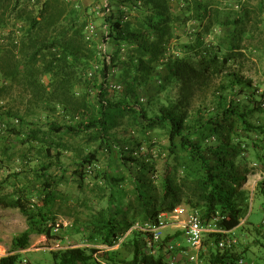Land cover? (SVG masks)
<instances>
[{"label":"trees","instance_id":"1","mask_svg":"<svg viewBox=\"0 0 264 264\" xmlns=\"http://www.w3.org/2000/svg\"><path fill=\"white\" fill-rule=\"evenodd\" d=\"M116 2L117 9L105 14L108 30L102 38L113 52L109 60H101L96 42L86 37L88 16H83L68 0H0V95H8L17 88L30 103L28 110L18 111L16 117L20 125L29 127L27 132L14 125L6 131L7 135H24L21 141L31 144L28 151L36 149L38 153H33L40 161L30 166L31 155L27 152L22 157L39 182L36 190L27 185L17 188L14 196L1 199L7 206L18 208L28 222L27 229L14 238L15 247H27L34 233L62 239L61 232L69 228L59 221L61 216L73 218L72 227L86 236L85 241L95 243L50 250L52 264H164V254L149 253L150 234L140 228H133L120 244L131 246L130 256L121 257L120 246L101 248L97 244L113 247L135 224L158 222L162 213L172 212L183 203L198 210L205 224L217 217L218 228L233 231L241 226L247 210L245 203L252 197L251 189L242 188L248 176L258 172L252 163L261 162L264 173V125L254 124L248 118L258 107L240 112L234 100L224 101V95H220L212 114L207 117L200 108L196 117L189 120V94L183 93L178 100L170 99L159 113L149 115L138 92L154 78L160 66L166 70L162 76L164 87L181 84L182 89L190 90L201 79L224 73L235 77L233 87L242 83L240 71L247 48L244 39L250 33L251 19L246 0L239 11L228 9L223 0ZM123 7L136 10L135 14ZM258 8L262 14L264 0L259 1ZM13 21H20L19 29H12L17 24ZM190 22L197 26L188 31V42L182 43V27ZM258 22L260 19H256L255 26H259ZM221 25L229 28L226 39L208 42V34ZM7 28L10 30L4 31ZM173 47L182 54L170 53ZM123 49L127 50L128 59L123 60L122 85L117 92L111 85V76L123 58ZM99 61L101 66L93 70L92 76L93 87L97 89L93 98L88 72ZM78 84H83L86 90L77 92ZM255 94L256 90L251 95ZM36 108L46 113L60 109L73 120H49L44 131L29 121ZM15 114L8 112L9 116ZM126 115L138 122L143 134L156 128L167 132L168 149L174 160L166 161L159 180L154 162L141 154L142 142L137 140L128 142L121 152L124 164L130 169L132 165L137 168L128 178L112 175L108 169L98 171L99 152L111 148V143L117 140L112 130ZM238 120L242 123L240 131L236 128ZM254 133L258 140H254ZM65 137L84 138L88 147L95 144L87 152L77 148L80 158L73 174L78 177L79 189H84L88 167L96 164L94 171L110 188L108 192L98 182L95 186L100 188V200L107 199V205L98 208L92 204L93 200L87 199L75 202L60 188L68 171L62 162L63 153L73 147L64 141ZM177 139L189 152L186 164H182L176 150ZM251 143L257 150L254 157L248 154ZM2 153L5 155L2 162L12 160L15 155L8 145L3 146ZM10 177L8 174L6 180ZM259 183L264 196V178ZM82 204L87 212L79 209ZM211 233L207 264H240L244 257L243 251L236 249L237 244L225 250L219 247V240L229 234ZM171 239L167 234L165 240ZM22 255L21 251H13L0 256V264L23 263L26 259Z\"/></svg>","mask_w":264,"mask_h":264},{"label":"rangeland","instance_id":"2","mask_svg":"<svg viewBox=\"0 0 264 264\" xmlns=\"http://www.w3.org/2000/svg\"><path fill=\"white\" fill-rule=\"evenodd\" d=\"M68 1L78 8L83 16H88V24L92 22L96 26V35L90 40L96 42L99 50L98 56L103 60L106 58V55L108 56L113 52L112 46H109L108 44L105 45L102 42L103 35L108 30V25L105 23V14L116 10L118 3L116 0ZM259 1L261 0H246L249 6L251 19L248 24L250 33L244 39V44H246L247 48L244 51L246 58L242 60V68L240 71L243 78L242 83H237L233 87L231 82L235 77L232 74L224 73L222 75L208 76L205 79H201V82L192 86L190 90L187 89L188 92L181 88V84H171L164 87V78L162 76L166 73V70L162 66L157 67L154 73V78L145 83L138 91L140 101L149 115L159 113L163 104L168 103L170 99L178 100L179 98H182L184 95L183 93H185L186 95L189 94L187 95L189 96L187 106L190 114L189 120L196 117V112L200 108L204 110L205 116L208 117L214 112V106L217 105L219 96L224 95L223 100H226L227 102L231 99L234 100V106L240 112L245 109L252 110L254 107H258V110L251 113L248 118L254 124L264 125V106H262V103H264V12L260 14L258 8ZM97 4L103 6L101 13L93 11L94 6ZM106 4L108 5L106 6ZM223 4L225 5V3ZM224 5L222 6L225 8ZM119 6L122 7L121 4ZM128 11L133 15L136 10H132V8L128 7ZM225 18L226 17H224V19ZM256 19H260V22H258L259 26H255ZM14 23L17 24H15V26L13 25L12 29H19L20 21H13V24ZM196 26L197 24L194 22H190L186 26H183L180 42H188V31ZM8 30H10V28L4 29V31ZM228 32L229 28L224 25L218 26L212 30L211 34H208L207 40L208 42L222 41L226 39ZM85 33L87 37L86 28ZM170 53H177L180 55L182 54V51L173 47L171 48ZM127 54V50L123 49V58L118 62V66L112 72L111 83L114 85H122L120 81V73L123 66V60L126 62L128 59ZM97 66L98 68L101 66L100 61L94 62V64H92L93 68L90 70L97 71ZM96 75H99L98 72ZM89 79L91 80L92 86L90 94L94 98L97 90L93 87L95 81L92 77ZM248 81H251V85H248ZM241 89L244 90L242 93H239ZM76 90L77 92L82 93L86 90V87L83 84H78ZM116 90L117 92H120L121 89L117 87ZM254 90H256V94L252 96L251 94ZM0 101L3 102V114L6 119L18 117L17 112L28 110V104H30L25 97L21 96V93L17 88H14V90L8 95L1 94ZM36 109L35 114L29 117V121L36 123V125L44 131L48 129L49 120L60 122H71L73 120L64 115L60 109H56L54 112L49 113L43 112L40 108ZM9 110L16 114L14 116H9ZM17 128L26 131L29 127L27 125H19ZM236 128H238L239 131L242 130V123H240L239 120L236 122ZM140 129L141 126L138 122L136 120L134 122L130 116L126 115L121 119V122L112 130L116 133L117 140L111 143V148H105L99 152V161L97 163L98 171L103 172L108 169L112 175H124L128 178L131 172H134L137 168L134 165H132V169H130L129 166H126L122 161L121 152L128 142H134L137 140L142 142L141 154H145L146 158L154 162L157 170L156 176L159 180V176L164 169L166 161L170 159V161L173 162L174 160L173 156H170L168 149L170 144L169 136L167 132L161 128L149 129L145 134H143ZM7 132L8 131L0 135V256L7 255L13 251H21L23 259H26V262L24 261L19 264H52L53 261L50 250L63 249L83 244L94 245L95 243L93 242L85 241L84 239L86 236L83 233L77 232V229L74 228L75 226L72 227L73 218L61 216L59 221L63 223L64 228H69V230L61 232L63 236L62 239H48L45 235L34 233L31 235L27 247L24 249L15 247L14 238L27 229L28 222L26 216L18 208L7 206L5 202L1 201V199L6 198L5 196H14V191L17 188H22L27 185H29L31 189L34 188V190H36L39 182H37L32 176L28 169L29 165H27L22 157L24 156L23 154H26L27 152V154L31 155L33 159L30 161V166H34V164H37L40 161L39 158H37V154L35 155L33 153H38L35 151L36 149L28 151L31 144H25L21 141L22 138H24V135L18 136L15 133L7 135ZM254 134V140H258V135H256V133ZM64 141L71 144L73 147L63 153L62 162L68 168V171L66 180L61 183L60 188L67 192L75 202L80 203L87 199V201L93 200L92 204L97 205L98 208L107 205V199L100 200L99 198V194L101 193L100 188L95 187L98 182L99 186H102L104 190L110 192V188L106 187L103 183V177L99 178L96 171H94L93 174L87 176L84 189H79L77 181L78 177H75L73 174L76 163L80 158V153L77 151V148L83 150V152H87L90 149H93L95 144L88 147L84 138L80 137H65ZM32 144L37 146L36 142H33ZM176 144V150L181 155L182 164L188 163L189 152L182 147L180 139L176 140ZM7 145L14 150L15 155L12 160L2 162V158H5L2 149L3 146ZM249 148L250 150H248V154L252 157L256 156L257 150L253 148L252 143ZM182 157H184V159ZM253 163L252 166H254ZM261 166V162H258L257 165L254 166L258 172L256 174H250L247 182L242 186L244 189L252 190V197L244 206L247 209L243 218L245 222L241 224L237 230L235 229V235L240 239L236 249L243 251L242 255L245 264H264V196L260 192L258 185V183L264 178ZM8 174H10L11 177L6 180ZM149 176H152V173H150ZM36 200H38L37 197ZM183 205L188 207L185 203H183ZM79 209L87 212V208L84 204L80 205ZM171 230L173 229H167V234ZM211 234V232H207L203 241V247H206L207 251H204L203 248L195 250V253L199 256L198 263L207 264L210 262L209 246L210 240L212 241L213 237ZM183 241L186 242L184 239ZM97 245L101 246V244ZM119 248L121 257L130 256L132 254L131 246L129 245H121ZM189 252H194L192 247H189ZM191 264H194V262H191Z\"/></svg>","mask_w":264,"mask_h":264},{"label":"built area","instance_id":"3","mask_svg":"<svg viewBox=\"0 0 264 264\" xmlns=\"http://www.w3.org/2000/svg\"><path fill=\"white\" fill-rule=\"evenodd\" d=\"M245 0H223L225 5H229V9L239 11L242 7V4ZM108 4H106L107 6ZM125 8L128 11L127 7ZM101 9L103 6L97 4L94 6L93 11L96 13H101ZM126 18H128L126 16ZM87 38L93 39L96 35V26L90 22L87 27ZM108 60L110 55L105 56ZM98 68V66H97ZM89 76H94V71L89 70ZM114 88H119V85L111 84ZM264 106V103H262ZM4 109H3V102L0 101V135L6 132L10 127L19 126L20 119L19 118H11L6 119L4 117ZM257 163H254V166ZM94 166L88 167V175L93 174ZM217 217H214L212 220L209 221L208 224L204 223V220L201 218V215L198 210L192 209L189 207H185L183 204L178 205L172 212L169 213H162L158 222H146L145 224H135L131 227L125 236L121 237L113 247H107L101 245L98 247L101 248H117L120 246L121 242L124 238L131 232L133 228H140L143 231L149 232L150 237L147 238V250L149 253L158 255L159 253L164 254L165 262L164 264H179V257H178V248H180V244L175 242L174 240L166 241L167 229L171 228L174 232L181 231L182 237L186 241V245L192 247L194 252H188V258L191 261H198L199 256L195 253V250L202 249L203 241L205 234L207 232H221L229 236L223 237L219 240V247L221 250H225L226 248L232 247L238 244L239 239L233 234L232 230H223L217 227L216 225ZM244 219L242 223H244ZM233 234V235H230ZM26 262V260H25ZM240 264H244V259H240Z\"/></svg>","mask_w":264,"mask_h":264},{"label":"crops","instance_id":"4","mask_svg":"<svg viewBox=\"0 0 264 264\" xmlns=\"http://www.w3.org/2000/svg\"><path fill=\"white\" fill-rule=\"evenodd\" d=\"M239 227L240 226L236 227L235 229L237 230ZM235 229H233L234 232H235ZM168 235H171L172 239L175 242H178L180 244V248H178V252H177L178 257H179V264H191V262H194V264H201V263H198V261H191L188 258L189 248L186 245V242L183 241L184 238L182 237V234L180 231L174 232V230H171L168 232ZM183 249H185V250H183ZM203 250L207 251L206 247H203Z\"/></svg>","mask_w":264,"mask_h":264}]
</instances>
